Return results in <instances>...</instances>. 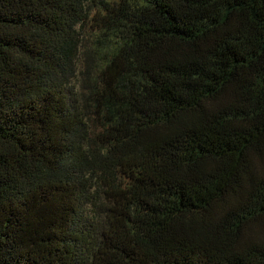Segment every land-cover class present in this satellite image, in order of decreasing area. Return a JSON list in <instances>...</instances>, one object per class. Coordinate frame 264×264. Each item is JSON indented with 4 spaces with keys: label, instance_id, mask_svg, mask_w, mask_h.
Returning a JSON list of instances; mask_svg holds the SVG:
<instances>
[{
    "label": "trees",
    "instance_id": "obj_1",
    "mask_svg": "<svg viewBox=\"0 0 264 264\" xmlns=\"http://www.w3.org/2000/svg\"><path fill=\"white\" fill-rule=\"evenodd\" d=\"M0 264H264V0H0Z\"/></svg>",
    "mask_w": 264,
    "mask_h": 264
}]
</instances>
